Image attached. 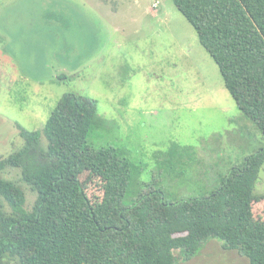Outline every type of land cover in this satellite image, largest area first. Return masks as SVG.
Wrapping results in <instances>:
<instances>
[{"label": "rangeland", "instance_id": "rangeland-1", "mask_svg": "<svg viewBox=\"0 0 264 264\" xmlns=\"http://www.w3.org/2000/svg\"><path fill=\"white\" fill-rule=\"evenodd\" d=\"M66 93L95 101L88 142L132 163L125 205L150 188L172 201L207 195L264 146L173 0H0V157L23 146L18 125L42 129ZM2 176L24 189L31 210L37 193L21 168ZM87 191L100 198V181ZM255 193L264 213V166ZM0 206L10 211L3 198ZM176 255L177 264H249L219 239L189 259Z\"/></svg>", "mask_w": 264, "mask_h": 264}, {"label": "trees", "instance_id": "trees-1", "mask_svg": "<svg viewBox=\"0 0 264 264\" xmlns=\"http://www.w3.org/2000/svg\"><path fill=\"white\" fill-rule=\"evenodd\" d=\"M173 1L264 137V0ZM97 119L92 98L66 93L42 129L18 125L23 146L0 157V198L10 208L0 206V264H177V250L189 259L212 239L264 264V213L255 209L264 146L207 195L172 201L150 188L125 205L133 166L120 149L88 142ZM8 167L21 168L37 193L31 210L24 189L2 176Z\"/></svg>", "mask_w": 264, "mask_h": 264}]
</instances>
